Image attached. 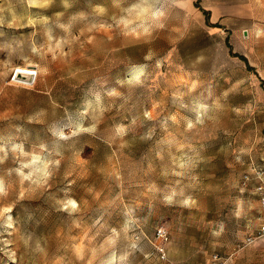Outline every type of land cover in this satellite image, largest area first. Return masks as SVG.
I'll use <instances>...</instances> for the list:
<instances>
[{"label":"rangeland","instance_id":"1","mask_svg":"<svg viewBox=\"0 0 264 264\" xmlns=\"http://www.w3.org/2000/svg\"><path fill=\"white\" fill-rule=\"evenodd\" d=\"M260 172L264 0H0V264H264Z\"/></svg>","mask_w":264,"mask_h":264},{"label":"built area","instance_id":"2","mask_svg":"<svg viewBox=\"0 0 264 264\" xmlns=\"http://www.w3.org/2000/svg\"><path fill=\"white\" fill-rule=\"evenodd\" d=\"M244 178L246 181L249 180L248 176H245ZM257 180L258 182L255 190L256 194L258 195L260 209L264 213V172L257 173ZM164 235V232L158 231V236L160 238H166ZM259 235L261 237H264V222L259 229ZM247 242L252 243V239H247ZM159 251L161 254L163 253L162 249H160ZM213 262L214 264H224V262H222L217 255L213 257Z\"/></svg>","mask_w":264,"mask_h":264},{"label":"clouds","instance_id":"3","mask_svg":"<svg viewBox=\"0 0 264 264\" xmlns=\"http://www.w3.org/2000/svg\"><path fill=\"white\" fill-rule=\"evenodd\" d=\"M99 11H102V9H100ZM133 11H135V9H133ZM123 23H126V24H127V23H130V21H124ZM133 82H139V76H137V77L134 79ZM45 168H47V166H45ZM20 175L23 176V178L26 179V180H27V179H31V176H24L23 173H20ZM44 175L47 176L48 173L45 172ZM3 191H4V189H3L2 187H0V194H2ZM71 207L75 208L76 206L73 204V205H71Z\"/></svg>","mask_w":264,"mask_h":264},{"label":"snow or ice","instance_id":"4","mask_svg":"<svg viewBox=\"0 0 264 264\" xmlns=\"http://www.w3.org/2000/svg\"><path fill=\"white\" fill-rule=\"evenodd\" d=\"M75 205V204H74ZM76 206V205H75Z\"/></svg>","mask_w":264,"mask_h":264}]
</instances>
